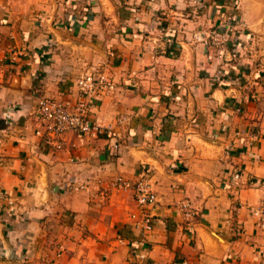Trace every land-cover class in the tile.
<instances>
[{"label":"crops","instance_id":"1","mask_svg":"<svg viewBox=\"0 0 264 264\" xmlns=\"http://www.w3.org/2000/svg\"><path fill=\"white\" fill-rule=\"evenodd\" d=\"M227 1L182 17L192 0H0V264H259L264 0L237 4L238 60L194 38ZM83 66L113 83L90 100L107 129L54 152L33 136L35 90L71 89ZM145 168L151 232L111 186Z\"/></svg>","mask_w":264,"mask_h":264},{"label":"built area","instance_id":"2","mask_svg":"<svg viewBox=\"0 0 264 264\" xmlns=\"http://www.w3.org/2000/svg\"><path fill=\"white\" fill-rule=\"evenodd\" d=\"M227 2L229 13L226 16L223 15V19L215 25L208 39L213 46L228 48L229 45V57L236 59L238 42L234 36L241 22L237 15L238 5L235 0ZM164 41L167 44H172L171 34L166 35ZM75 85L77 88L76 100L53 101L43 96L38 98L36 103L34 137H37L44 146L46 145L54 152L64 149L65 137L68 133L79 138L98 137L107 129L99 125L96 120L91 119L90 100L108 94L113 90V83L96 69L81 73ZM112 148L118 150L116 141L112 144ZM111 186L114 189L132 193L135 209L131 213V221L134 227L141 228L144 232L152 231L155 216L151 212H153L152 207L156 204V195L150 184L149 170L143 169L135 181L115 176L111 181ZM2 196L3 193L0 190V200ZM255 214L258 216V226L264 231V195ZM260 264H264V250L260 251Z\"/></svg>","mask_w":264,"mask_h":264},{"label":"rangeland","instance_id":"3","mask_svg":"<svg viewBox=\"0 0 264 264\" xmlns=\"http://www.w3.org/2000/svg\"><path fill=\"white\" fill-rule=\"evenodd\" d=\"M183 1V0H182ZM184 1H186V0H184ZM193 1V5H189L188 7L186 6H184V7H181L180 8V12L183 14L182 15V17H188V15L190 14V16L192 15H194V16H198V15H200V10H202L203 8H204V6L203 5H200L201 3H202V0H192ZM235 1H237L236 2V4H238L240 7L242 6V1L241 0H235ZM239 7V8H240ZM187 9V10H186ZM175 10H178V8H175ZM190 10V11H189ZM189 11V12H188ZM239 11V10H238ZM229 13V10H227V13H225L224 14V16H226L227 14ZM187 14V15H186ZM181 16V15H180ZM189 19V18H188ZM161 25L162 26H164L163 25V23L161 22ZM241 24H239V27H238V29L237 30H239L240 28H241ZM163 28H166V31H168V32H166L165 30L163 31V29L161 30V32H163L164 33V37L166 36V35H168V34H171V33H173V30H172V28H170V26H164ZM213 28H215V25H212V26H210V27H208V29L206 28V30H203L201 33H196V34H194V38L196 39V40H199V41H202L203 39H206V41L209 43V46L211 45L210 44V41H209V39H208V37H209V34L211 33V31L213 30ZM200 34H202L203 36L202 37H204V38H201L200 37ZM236 39H237V37L236 36H234ZM237 46L238 47H241V44H240V42H239V40L237 39ZM212 47H215V48H218V49H221V50H224L226 47H223V46H213V45H211ZM236 46V47H237ZM227 50H230V46L228 45V48H226ZM242 49H244V46H242ZM238 53H239V50H238V52H237V55H236V59H237V57H238ZM24 55V54H23ZM21 56H22V53H21ZM238 60V59H237ZM85 66H83L82 67V69L84 68ZM89 70H91L89 67H87V68H84L83 69V71L81 72L82 74L83 73H85V72H87V71H89ZM81 73H79L78 74V76H77V78L75 79V81H74V83H72L73 84V86H72V88L71 89H69V90H67V91H60V92H58L56 95H47L42 89H40V88H37L36 90H35V97H36V101L38 100V98H40V97H43V96H45V97H47L48 99H51V100H53V101H58V100H62L63 98H75V99H73V100H76L77 99V88H76V85H75V82H76V80L78 79V77L80 76V74ZM72 100V99H71ZM37 103V102H36ZM34 131V130H33ZM33 136H34V132H33ZM37 138V137H36ZM40 141V140H39ZM41 142V141H40ZM46 146V145H45ZM46 148L47 149H50V148H48L47 146H46ZM157 200V199H156ZM1 201V200H0ZM157 202V201H156ZM156 205V204H155ZM153 206L152 207V211L153 212H151L152 214H153V216H156V214H155V207L156 206ZM129 220H131V213L129 214ZM154 229V228H153ZM152 229V230H153ZM151 232V231H150ZM259 264H260V262H259Z\"/></svg>","mask_w":264,"mask_h":264}]
</instances>
